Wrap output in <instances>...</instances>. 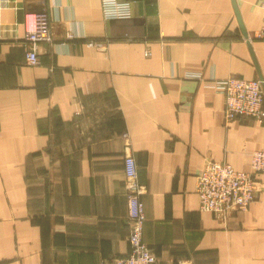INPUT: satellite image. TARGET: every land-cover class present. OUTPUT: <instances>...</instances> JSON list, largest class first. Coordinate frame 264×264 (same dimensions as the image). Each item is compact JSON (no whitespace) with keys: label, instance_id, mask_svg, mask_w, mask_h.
<instances>
[{"label":"crops","instance_id":"0c3cea01","mask_svg":"<svg viewBox=\"0 0 264 264\" xmlns=\"http://www.w3.org/2000/svg\"><path fill=\"white\" fill-rule=\"evenodd\" d=\"M117 1L129 16L107 18L102 0H0V264L127 255L129 152L156 264H264V173L225 217L196 192L207 160L249 171L264 144V118L227 122L208 85L234 75L264 90L261 0H236L247 37L232 0ZM42 10L52 39L30 65L24 21Z\"/></svg>","mask_w":264,"mask_h":264},{"label":"built area","instance_id":"2783aa9c","mask_svg":"<svg viewBox=\"0 0 264 264\" xmlns=\"http://www.w3.org/2000/svg\"><path fill=\"white\" fill-rule=\"evenodd\" d=\"M263 15L256 37L264 38V0H261ZM3 6L0 4V10ZM102 8L107 18H121L130 15L128 4L117 0H102ZM24 21L25 34L23 42L26 45V62L36 65L39 62L38 45L52 39L50 18L47 11L42 10L28 14ZM4 24L0 17V39ZM90 44L99 45L95 42ZM148 51L146 54L148 55ZM190 77L203 79L198 74ZM210 87L224 96V116L227 122L236 118H264V90L261 79H245L234 75L215 79ZM126 148L130 149L129 136L123 134ZM251 169L238 170L226 161L207 160L197 176L196 192L201 209L210 210L217 216L225 217L231 212L246 211L256 198V175L264 173V144L251 152ZM124 171L126 176V196L128 216L130 221L129 243L130 252L125 256L112 257L103 264H156V256L150 246L143 240V228L146 219L144 203L141 195L144 184L139 181L138 164L133 154L124 156ZM180 264H183L181 262Z\"/></svg>","mask_w":264,"mask_h":264},{"label":"water","instance_id":"95a60500","mask_svg":"<svg viewBox=\"0 0 264 264\" xmlns=\"http://www.w3.org/2000/svg\"><path fill=\"white\" fill-rule=\"evenodd\" d=\"M232 3H233L234 10H235V12H236V15H237V19H238L239 24H240V26H241V28H242L241 30H242L244 36L247 37V33H246V31H245V29H244V26H243V24H242L241 15H240V12H239V8H238L237 1H236V0H232Z\"/></svg>","mask_w":264,"mask_h":264}]
</instances>
